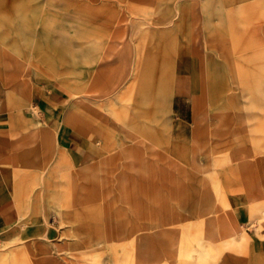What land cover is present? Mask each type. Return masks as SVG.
Masks as SVG:
<instances>
[{
  "label": "rangeland",
  "instance_id": "rangeland-1",
  "mask_svg": "<svg viewBox=\"0 0 264 264\" xmlns=\"http://www.w3.org/2000/svg\"><path fill=\"white\" fill-rule=\"evenodd\" d=\"M59 1L0 0V113L10 114L4 162L15 222L46 223L56 237L0 240V264H264L262 127L249 133L245 160L228 143V86L194 83L187 116L175 102L172 112L179 48L228 53L224 26L216 37H180L162 27L165 0L132 7L152 15L133 54L128 38H113L124 21H97L100 0L55 20ZM30 75L63 86L56 91L68 103L52 102L56 121L36 102L42 93ZM242 88L249 99L264 95V87ZM16 94L44 121L23 116ZM257 104L248 102L251 115L264 112ZM61 122L85 149L76 148L79 160L57 149ZM182 124L187 136L172 137L170 126ZM234 185L248 192L247 220L232 210Z\"/></svg>",
  "mask_w": 264,
  "mask_h": 264
},
{
  "label": "crops",
  "instance_id": "crops-1",
  "mask_svg": "<svg viewBox=\"0 0 264 264\" xmlns=\"http://www.w3.org/2000/svg\"><path fill=\"white\" fill-rule=\"evenodd\" d=\"M78 2H81L80 5L85 3L88 5L91 1H59L58 5L65 7L61 10L63 14L50 11V15L55 20L56 15L73 20L72 8ZM154 3L155 0H100L97 21L113 23L124 21L119 29L114 30L113 38L118 36L128 38L132 44V52L136 54L138 40L143 36L144 31L151 29L152 15L137 12L135 9L132 10V7L146 8L153 6ZM161 13L167 16L166 24L162 27L175 29L180 37H206L211 34L216 37L215 32L219 31L216 27L224 26L228 53L220 54L211 47L200 49L195 45H182L179 48V53L183 56L175 69L176 93L172 101V112L175 102L179 116L182 118L187 116L183 107L185 102L191 103L194 83L206 87L228 86V134L231 135L228 143L234 144L233 147L231 146L235 150L233 155H237L240 151L242 152L241 159L244 157L246 160L250 150L247 144L249 133H255V127L258 126L262 127L264 133V112L260 115L254 112L251 115L248 111L250 100L257 101V103L262 102V105L257 104L256 107L264 110V95H254V98L249 99L250 95L243 93L244 88H242L246 86L264 87V0H165L161 3ZM29 78L37 92L42 93L36 102L42 105L43 112L46 111L52 116L53 122L56 121L59 112L52 102L68 103L67 96H62L56 91L62 85H54L52 81L41 80L35 75H30ZM12 102L17 106H22L23 116L34 121H44L43 115L33 112V103L25 96L16 94ZM9 117L8 112L0 113V240L9 241L13 237L34 239L41 235L53 240L56 237L49 234L46 223L33 222L20 227L19 221L15 222L7 183L9 167L4 162L11 152ZM190 119L189 124L193 127L192 111H190ZM254 119L256 122L252 121ZM183 126L182 124L181 128V126L172 127L171 125V136L177 139L186 137ZM56 128H58V139L62 145L57 149L65 148L70 156H77L79 160L85 150L84 147L70 137V128L65 123H59ZM234 135H238V138L233 139ZM106 146L105 144L104 149ZM76 148L81 149L82 153L79 154ZM255 160L250 163L247 161L248 166H253ZM256 161L259 163L260 159ZM235 187L236 185L231 186L228 191L233 203L232 210L238 213L240 220H247L246 194L248 192L232 190ZM256 191L259 193L257 197H264L263 191L260 189ZM41 205L46 204L42 202ZM52 211L50 206L46 218L47 223ZM253 248L257 251L255 246Z\"/></svg>",
  "mask_w": 264,
  "mask_h": 264
}]
</instances>
